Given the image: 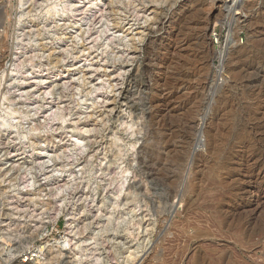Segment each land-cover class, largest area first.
<instances>
[{
    "label": "rangeland",
    "instance_id": "1",
    "mask_svg": "<svg viewBox=\"0 0 264 264\" xmlns=\"http://www.w3.org/2000/svg\"><path fill=\"white\" fill-rule=\"evenodd\" d=\"M40 1L0 0V264H264V1L98 0L80 40Z\"/></svg>",
    "mask_w": 264,
    "mask_h": 264
},
{
    "label": "bare ground",
    "instance_id": "2",
    "mask_svg": "<svg viewBox=\"0 0 264 264\" xmlns=\"http://www.w3.org/2000/svg\"><path fill=\"white\" fill-rule=\"evenodd\" d=\"M31 2V0H20V4H24V2ZM97 1L98 0H41L40 2H41V4H46L45 5V11H43L44 13L42 14L43 15V17H44V21H46L47 19H52V18H54L55 16H57V15H62V14H67L68 15V18H70V20L71 19H73L74 17H77V19H76V21H74V23H73V28H74V39L75 40H80L81 39V34H79V31H81V30H83V25H85V23H86V16H87V14H89L88 12H89V8L91 7V6H94L95 4H97ZM112 1V0H111ZM216 1V0H215ZM264 1V0H263ZM114 2L116 3V1L114 0ZM236 2V0H229V4L227 5L228 6V8H229V11H231V10H235L236 8H239V5H240V3H235ZM211 3V2H210ZM264 3V2H263ZM256 5H257V3H256ZM259 5H261V4H259ZM26 6V5H25ZM242 6V5H241ZM24 7V6H23ZM226 7V6H225ZM234 7H236V8H234ZM245 7H246V5H245ZM43 8V7H42ZM41 8V9H42ZM218 8H220V7H218ZM260 8V7H259ZM29 9V8H28ZM27 9V10H28ZM240 9V8H239ZM244 9V8H243ZM248 9V8H247ZM219 10H221V9H219ZM227 10V9H226ZM29 11V10H28ZM38 11V10H37ZM36 11V12H37ZM42 11V10H41ZM25 12V11H24ZM234 12V11H233ZM241 12V11H240ZM243 12V11H242ZM249 12V11H248ZM26 13V12H25ZM231 13V12H230ZM27 14V13H26ZM233 14V13H232ZM238 14V13H237ZM243 14V13H242ZM247 14V13H246ZM234 15V14H233ZM90 16V15H89ZM178 16V15H177ZM241 16V15H240ZM240 16H239V18H240ZM256 16V15H255ZM237 17V16H236ZM245 17H247L246 15H245ZM232 18V17H231ZM244 18V17H243ZM249 18V17H248ZM252 18V17H251ZM26 19H28V18H26ZM43 19V18H42ZM90 19V18H89ZM92 19V18H91ZM91 19H90V22H91ZM261 19V18H260ZM61 20V19H60ZM69 20V19H68ZM88 20V19H87ZM173 20V19H172ZM205 20V19H204ZM42 21V20H41ZM51 21V20H50ZM263 21V20H262ZM236 23H237V21H235ZM253 23H255L254 21H252ZM20 23H22V22H20ZM42 23V22H41ZM72 23V22H71ZM240 23V22H239ZM250 23H251V21H250ZM30 24V23H29ZM88 24V23H87ZM90 24V23H89ZM258 24V23H257ZM257 24H255V25H257ZM33 25V24H32ZM41 25V24H40ZM224 25V24H223ZM227 25H229V24H227ZM226 25V26H227ZM254 25V26H255ZM259 25V24H258ZM264 25V24H263ZM43 26V25H42ZM68 26V25H67ZM89 26V25H88ZM62 27V26H61ZM85 27V26H84ZM264 27V26H263ZM63 28H64V26H63ZM86 28H88V27H86ZM168 28V27H167ZM169 28H171V27H169ZM229 28V27H228ZM233 28V27H232ZM238 28V27H237ZM258 28H260V27H258ZM22 29V28H21ZM46 29V28H45ZM90 29V28H89ZM227 29V28H226ZM230 29H231V27H230ZM226 30V32H227V34H226V36H225V38H224V41L221 43V46H220V49L217 51V52H215V55L217 56V58L219 59V60H221L222 61V58L224 57V52H225V50H227L228 48H229V46L231 45V44H235V38H236V35H235V31L233 32V31H231V30ZM43 30V29H42ZM49 30V29H48ZM62 30V29H61ZM87 30V29H86ZM110 30V29H109ZM256 30V29H255ZM263 30L264 29H261V32H259V34L260 33H263ZM6 31V30H5ZM24 32H25V30H23ZM38 31V30H37ZM46 31V30H45ZM102 31V30H101ZM167 31V30H166ZM258 31V30H257ZM7 32H8V30H7ZM21 32V31H20ZM29 32V31H28ZM84 32V31H83ZM110 32V31H109ZM170 32V31H169ZM225 32V33H226ZM1 33V32H0ZM42 33V32H41ZM40 33V34H41ZM3 33H1V35H2ZM8 34V33H7ZM72 34V33H71ZM255 34V33H254ZM264 34V33H263ZM22 35V34H21ZM20 35V36H21ZM34 36V35H33ZM53 36V35H52ZM73 36V35H72ZM99 36V35H98ZM102 36V35H101ZM39 37V36H38ZM125 37V36H124ZM4 38V37H3ZM20 39L22 38V37H19ZM56 38V37H55ZM83 38V37H82ZM97 38V37H96ZM110 38V37H109ZM259 38V37H258ZM5 39V38H4ZM7 39V38H6ZM16 39H18V37L16 38ZM19 39V40H20ZM60 39V38H59ZM69 39H70V37H69ZM127 39V38H126ZM260 39V38H259ZM1 40H2V38H1ZM212 40H213V42L214 43H218V40L217 39H213L212 38ZM7 41V40H6ZM30 41V40H29ZM72 41V40H71ZM111 41H112V39H111ZM263 41H264V39H263ZM262 41V42H263ZM24 42V41H23ZM36 42V41H35ZM39 42V41H38ZM80 42V41H79ZM96 42V41H95ZM98 42V41H97ZM108 42V41H107ZM106 42V43H107ZM22 43V42H21ZM20 43V44H21ZM72 43V42H71ZM78 43V42H77ZM109 43V42H108ZM16 45V44H15ZM14 45V46H15ZM72 45V44H71ZM106 45V44H105ZM257 45V44H256ZM2 46V45H1ZM73 46V45H72ZM91 47V46H90ZM106 47V46H105ZM227 47V48H226ZM1 49V48H0ZM2 49H4V48H2ZM91 50H92V47L90 48ZM94 49V48H93ZM17 50H19V49H17ZM41 50V49H40ZM53 51V50H52ZM65 51V50H64ZM71 51V50H70ZM54 53H55V51H53ZM65 52H67V51H65ZM42 53V52H41ZM49 53V52H48ZM50 53H52V52H50ZM70 54V53H69ZM40 55V54H39ZM44 55H46V52H45V54ZM61 55V54H60ZM48 56V55H47ZM50 56V55H49ZM54 56V55H53ZM28 57V56H27ZM76 57V56H75ZM44 58V57H43ZM68 58V57H67ZM59 59H60V57H59ZM59 59H56V60H59ZM48 60V59H47ZM66 60V59H65ZM60 62H61V60H59ZM59 62V63H60ZM62 63V62H61ZM23 64V63H22ZM58 64V63H57ZM44 66V65H43ZM68 66V65H67ZM258 66V65H257ZM14 67V66H13ZM11 68H12V66H11ZM257 68V67H256ZM264 68V67H263ZM262 68V69H263ZM24 69V68H23ZM29 69V68H28ZM45 69V68H44ZM65 69V68H64ZM70 69V68H69ZM68 70V69H67ZM16 71V70H15ZM29 71V70H28ZM256 71V70H255ZM10 72V71H9ZM8 72V73H9ZM12 72V71H11ZM34 72V71H33ZM37 72H38V75L39 74H41V73H43V74H41V75H46V76H49V77H54L55 75L57 76V71H48V70H40V68H38V70H37ZM259 72V71H258ZM261 72V71H260ZM4 73V72H3ZM263 73V72H262ZM10 74V73H9ZM29 74V73H28ZM11 75V74H10ZM12 75H13V73H12ZM20 75V74H19ZM16 77V76H15ZM28 77H29V75H28ZM42 77V76H41ZM48 77V78H49ZM39 77L38 76H34L32 79H33V81H31V83H35V86H38V85H42L43 84V79H38ZM2 79V78H1ZM31 79V78H30ZM47 79V78H46ZM73 79V78H72ZM2 81V80H1ZM3 81H5L4 79H3ZM2 81V82H3ZM14 81H16V80H14ZM18 81V80H17ZM16 81V82H17ZM45 82V81H44ZM63 82V81H62ZM67 82V81H66ZM69 82V81H68ZM78 82H79V80H78ZM63 83H65V82H63ZM19 84V83H18ZM29 84H30V82H29ZM46 84V83H45ZM69 84V83H68ZM9 85V84H8ZM22 85H24L23 87H20V88H18L17 89V92H19L18 94L20 95V99H23L25 102H28L29 101V99H30V94H32L33 92H32V90H33V88L31 89V87H32V85H28V82H26V81H23L22 82ZM26 85H28V87H25ZM63 85V84H62ZM34 86V85H33ZM53 86V85H52ZM69 86V85H68ZM7 87V86H6ZM39 87V86H38ZM49 87L50 86H47V90H44L43 92H41V94L40 95H46V96H48V95H50L51 94V89L50 90H48L49 89ZM55 87V86H54ZM65 87V86H64ZM63 87V88H64ZM14 88H16V87H14ZM14 88H13V91H14ZM25 88H27V89H25ZM52 88V87H51ZM5 90V89H4ZM79 90V89H78ZM2 91V90H1ZM9 91V90H8ZM94 91H95V89H94ZM10 92V91H9ZM7 93V92H6ZM40 93V92H39ZM39 93H37V94H39ZM94 93V92H93ZM15 94H16V92H15ZM13 95V94H12ZM33 95V94H32ZM14 96V95H13ZM18 96V95H17ZM3 97V98H2ZM33 97V96H32ZM3 99V101L5 102V101H10V99L5 95V93L3 94V93H0V100H2ZM36 98V97H35ZM49 98V97H48ZM82 98V97H81ZM40 100V99H39ZM53 100V99H52ZM82 101V100H81ZM12 102H15L14 100L13 101H10L9 102V105H7L6 106V108H5V110L4 109H2L1 108V110H0V129L1 130H6V129H9V130H16V135H17V132H18V128H17V125L19 124V122L20 121H18L19 119H23V121H25V119L28 117L27 116V114H20V113H22V112H18V111H16V110H14L13 109V107H12V105H11V103ZM33 102V101H32ZM35 102V101H34ZM43 102V101H42ZM48 102V101H47ZM2 103V102H1ZM50 103V102H49ZM53 103V102H52ZM56 103V102H55ZM28 104V103H27ZM41 104V103H40ZM26 105V104H25ZM24 105V106H25ZM47 105V104H46ZM37 106V105H36ZM50 106V105H49ZM22 107V106H21ZM31 107V106H30ZM33 107V106H32ZM31 107V108H32ZM24 108V107H23ZM25 108H28V107H25ZM24 108V109H25ZM38 108V107H37ZM47 108H49V107H47ZM24 109H22V110H24ZM29 109V108H28ZM33 109V108H32ZM20 110V109H19ZM37 110V109H36ZM52 110V109H51ZM38 111V110H37ZM36 111V112H37ZM61 111V110H60ZM26 112V111H25ZM33 112V111H32ZM50 112V111H49ZM48 112V113H49ZM39 113V112H38ZM61 113H63V112H61ZM60 112H59V110L57 109V110H53V111H51V113L49 114V119H55V120H58L59 121V119H61L62 120V122L64 121L62 118V116L60 115L61 114ZM28 114H30V113H28ZM44 114V113H43ZM45 115V114H44ZM47 115V114H46ZM34 116V115H33ZM92 116V115H91ZM65 117V116H64ZM67 117V116H66ZM30 118H31V116H30ZM65 119V118H64ZM68 119V118H67ZM76 120V119H75ZM50 121V120H49ZM73 121V120H72ZM51 122V121H50ZM54 122V121H53ZM60 122V121H59ZM58 122V123H59ZM25 123V122H24ZM44 123V122H43ZM49 123V122H48ZM47 123V124H48ZM74 123V122H73ZM50 124V123H49ZM65 124V123H64ZM63 124V125H64ZM75 124H77V123H75ZM61 126H62V124H60ZM84 125V124H83ZM44 127V126H43ZM47 127H48V125H47ZM34 129V128H33ZM83 129V128H82ZM86 129V128H85ZM93 129V128H92ZM22 130V129H21ZM35 130H37L38 131V128L37 129H35ZM44 130V129H43ZM91 130V129H90ZM89 130V131H90ZM96 130V129H95ZM79 131H81V130H79ZM87 132V131H86ZM92 132H94V131H91V133ZM35 133V132H34ZM79 133V132H78ZM85 134V133H84ZM88 134V133H87ZM86 134V135H87ZM4 135V134H3ZM21 135V134H20ZM20 135H18L19 136V138H21V139H25V141L28 139V136L27 135H23V136H20ZM33 135V134H32ZM67 135V134H66ZM85 135V136H86ZM18 136H17V138H18ZM30 136V135H29ZM244 137H245V135H243ZM12 137V136H11ZM71 137V136H70ZM74 137H75V135H74ZM9 138V137H8ZM7 138V139H8ZM51 138V137H50ZM53 138V137H52ZM65 138V137H64ZM85 138H87V136L85 137ZM90 138V137H89ZM239 138V137H238ZM249 138V137H248ZM241 139V138H240ZM12 140V139H11ZM72 140V139H71ZM87 140V139H86ZM10 141V140H9ZM13 141V140H12ZM18 141V140H17ZM20 141V140H19ZM32 141V140H31ZM76 142H77V145H78V143L79 144H81L80 143V141H78V139H76L75 140ZM257 141H258V139H257ZM15 142V141H14ZM20 142H22V141H20ZM57 142V141H56ZM4 143V142H3ZM9 143V142H8ZM23 143V142H22ZM32 143V142H31ZM45 143V142H44ZM43 143V144H44ZM53 143V142H52ZM19 144V143H18ZM34 144V143H33ZM71 144V143H70ZM75 144V143H74ZM72 145V146H75V145ZM83 144V143H82ZM81 144V145H82ZM85 144V143H84ZM259 144V143H258ZM4 145H6V144H4ZM3 145V146H4ZM36 145V144H35ZM39 145V144H38ZM45 145V144H44ZM44 145H42V146H44ZM33 146V145H32ZM40 146H41V144H40ZM41 146V147H42ZM52 146V145H51ZM86 146V145H85ZM257 146V145H256ZM35 147V146H34ZM53 147V146H52ZM248 147V146H247ZM250 147V146H249ZM263 147V146H262ZM72 148V147H71ZM85 148V147H84ZM83 148V149H84ZM54 149V148H53ZM256 149V148H255ZM43 150V149H42ZM67 150H70L69 148H67ZM72 150V149H71ZM262 150V149H261ZM32 151H33V155L34 156H36V155H40L41 153H43V152H41V148H39V147H36V148H33L32 149ZM44 151V150H43ZM64 151H66V149L64 150ZM80 151V150H79ZM84 151V150H83ZM250 151V150H249ZM69 152V151H68ZM72 152V151H71ZM256 152H258V151H256ZM24 153V152H23ZM31 153V152H30ZM78 153H80V152H78ZM82 153V152H81ZM56 154V153H55ZM61 154H62V152H61ZM71 154V153H70ZM76 154V153H75ZM75 154H73V155H75ZM29 155V154H28ZM44 155H45V153H44ZM57 155H59V154H57ZM64 155V154H63ZM253 155V154H252ZM50 156V155H49ZM71 156V155H70ZM261 156V155H260ZM259 156V157H260ZM32 157V156H31ZM30 157V158H31ZM47 157H48V155H47ZM52 157V156H51ZM56 157V156H55ZM54 157V158H55ZM61 157H64V156H61ZM74 157V156H73ZM254 157V156H253ZM46 158V157H45ZM54 158H52V159H54ZM75 158H76V155H75ZM260 158H262V157H260ZM260 158H259V161H260ZM2 159V157L0 158V160ZM48 159V158H47ZM56 159H57V157H56ZM258 159V158H257ZM50 160V163H52L51 162V158L49 159ZM62 160V159H61ZM73 160V159H72ZM47 162H48V160H46ZM55 161V159L53 160V162ZM58 161H60V158H58ZM62 161H64V160H62ZM69 161H70V159H69ZM3 162V161H2ZM47 162H45V163H47ZM73 162V161H72ZM229 162V161H228ZM254 162V161H253ZM255 162H257V161H255ZM253 163V165H252V167L250 168V170L248 171V174H250V177L253 175V174H255L256 176L257 175H259V173H262V172H264L263 170V166H262V164L261 163H259V164H256V163ZM69 163V162H68ZM74 163V162H73ZM55 164V163H54ZM66 164V163H65ZM261 164V165H260ZM40 165V164H39ZM45 166V165H44ZM68 167H70V166H68ZM67 167V168H68ZM39 169H40V167H39ZM30 171V170H29ZM1 172V171H0ZM59 172H60V170H59ZM126 173H127V171H126ZM28 175V174H27ZM124 175H125V173H124ZM48 176V175H47ZM46 176V177H47ZM28 177V176H27ZM258 177V176H257ZM29 178V177H28ZM263 179V178H262ZM27 180V179H26ZM28 181V180H27ZM33 181V180H32ZM29 182V181H28ZM73 182V181H72ZM262 182H263V185H264V180H262ZM26 183V182H25ZM30 183V182H29ZM74 183V182H73ZM32 184V183H31ZM68 184H72L71 182L70 183H68ZM257 184V183H256ZM26 185H28V184H26ZM64 186H66V185H64ZM70 186V185H69ZM72 187V186H71ZM263 188V187H262ZM70 189V188H69ZM252 189V188H251ZM67 190V189H66ZM259 198H260V196H258ZM234 199V198H233ZM235 200V199H234ZM246 205V204H245ZM244 207V206H243ZM247 207V206H246ZM246 224V223H245ZM250 224V223H249ZM246 228V227H245ZM245 230V229H244ZM243 230V231H244ZM247 232V231H246ZM252 232V231H251ZM250 232V233H251ZM248 233V232H247ZM258 234V233H257ZM261 234V233H260ZM260 234H259V236H260ZM264 235V234H263ZM248 237H249V235H248ZM260 238V237H259ZM77 247V246H76ZM44 250V247L43 248H40L39 250H38V256H42L43 255V251ZM136 253V252H135ZM133 254V253H132ZM135 258V257H134ZM137 258V257H136ZM129 259V258H128ZM132 259V258H131ZM137 264V263H136ZM247 264H249V263H247Z\"/></svg>",
    "mask_w": 264,
    "mask_h": 264
}]
</instances>
